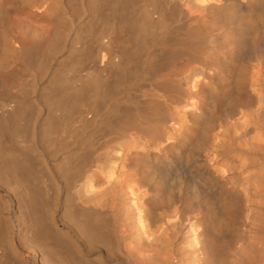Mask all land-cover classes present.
Masks as SVG:
<instances>
[{
  "label": "bare ground",
  "instance_id": "obj_1",
  "mask_svg": "<svg viewBox=\"0 0 264 264\" xmlns=\"http://www.w3.org/2000/svg\"><path fill=\"white\" fill-rule=\"evenodd\" d=\"M0 264H264V0H0Z\"/></svg>",
  "mask_w": 264,
  "mask_h": 264
}]
</instances>
